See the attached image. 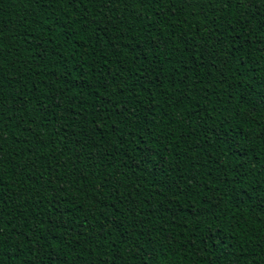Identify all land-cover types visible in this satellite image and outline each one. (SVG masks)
I'll list each match as a JSON object with an SVG mask.
<instances>
[{"label":"trees","instance_id":"16d2710c","mask_svg":"<svg viewBox=\"0 0 264 264\" xmlns=\"http://www.w3.org/2000/svg\"><path fill=\"white\" fill-rule=\"evenodd\" d=\"M0 0V264H264V0Z\"/></svg>","mask_w":264,"mask_h":264},{"label":"snow or ice","instance_id":"6c2138e0","mask_svg":"<svg viewBox=\"0 0 264 264\" xmlns=\"http://www.w3.org/2000/svg\"><path fill=\"white\" fill-rule=\"evenodd\" d=\"M106 2H107V0H106ZM225 2H226L227 4H229V5L232 4V0H225ZM248 2H250V0H248ZM185 3H187L188 6H191L192 3H193V0H185ZM236 3L239 4L241 7L244 6V3L242 2V0H236Z\"/></svg>","mask_w":264,"mask_h":264}]
</instances>
